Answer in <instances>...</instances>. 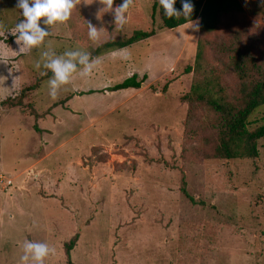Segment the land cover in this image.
Here are the masks:
<instances>
[{"label": "rangeland", "instance_id": "obj_1", "mask_svg": "<svg viewBox=\"0 0 264 264\" xmlns=\"http://www.w3.org/2000/svg\"><path fill=\"white\" fill-rule=\"evenodd\" d=\"M153 1L134 0L120 28L99 0H82L66 26L42 18L44 44L18 54L17 0H0V101L36 83L21 106L0 107V264H21L25 241L55 249L44 264H67L75 234L72 264H264V138L255 158L214 157L220 118L185 98L200 38L232 99L230 55L249 53L255 78L264 77V6L238 0L241 11L201 35L190 22L162 27ZM151 28L149 38L93 56L105 41ZM49 50L87 52L98 64L52 100L42 74ZM132 74L139 87L111 90ZM249 120L250 129L264 123V105Z\"/></svg>", "mask_w": 264, "mask_h": 264}, {"label": "trees", "instance_id": "obj_2", "mask_svg": "<svg viewBox=\"0 0 264 264\" xmlns=\"http://www.w3.org/2000/svg\"><path fill=\"white\" fill-rule=\"evenodd\" d=\"M194 10L188 20L182 15L168 18L164 15L159 0L152 3V15L157 6L161 26L168 29H175L187 22L198 20L199 31L202 34L215 32L224 15L236 13L242 10L238 0H191ZM174 8L182 12V0H176ZM155 34V29L134 30L132 34L123 40H108L99 44L93 50V56L102 53L122 49L138 41L149 38ZM229 66L238 81L237 98L232 99L210 65L204 59V43L200 38L197 42L195 59L192 66L186 67V72L193 71L196 78L192 81L189 93L185 95L187 100L203 101L220 118L216 136L214 157L218 159L255 158L258 156V140L264 138V123L254 129H250V116L256 109L264 105V77L255 78V64L249 53H234L230 55ZM52 76L51 72L46 78ZM140 80L136 74L125 78L111 87V90L137 88ZM36 83L22 88L19 95L14 98H7L0 101V107L21 106L25 92L35 89ZM65 101H61L63 103ZM40 130L39 127H35ZM77 240V234L65 244L67 264H72L70 251Z\"/></svg>", "mask_w": 264, "mask_h": 264}, {"label": "clouds", "instance_id": "obj_3", "mask_svg": "<svg viewBox=\"0 0 264 264\" xmlns=\"http://www.w3.org/2000/svg\"><path fill=\"white\" fill-rule=\"evenodd\" d=\"M81 2L82 0H17L16 7L22 10L23 19L14 29L10 30V33L16 37V43L19 45L18 54H28L44 44L49 31L40 26L42 18L43 24L47 26L64 24L71 18L72 10ZM99 2L106 11L114 12V23L122 28L127 22L125 14L133 5L134 0H123V3L115 9H113L114 0H99ZM175 2L176 0H159L164 15L168 18L182 15L188 20L194 10L191 0H182V12L174 8ZM260 3L264 6V0H260ZM189 22L190 27L199 28L198 22L190 20ZM87 26L89 39L96 41L100 35L99 30L90 23ZM0 36H5L3 25H0ZM42 58L43 68L52 73L48 82L49 95L52 100L58 98L59 91L70 84L75 76L90 78L98 64V61L90 58V53L79 50L66 51L60 56L49 50L42 53ZM122 58L129 59L130 56L126 54ZM40 66L39 63L36 65L37 68ZM54 252L55 249L50 248L46 243L25 241L21 264H44L45 259Z\"/></svg>", "mask_w": 264, "mask_h": 264}, {"label": "crops", "instance_id": "obj_4", "mask_svg": "<svg viewBox=\"0 0 264 264\" xmlns=\"http://www.w3.org/2000/svg\"><path fill=\"white\" fill-rule=\"evenodd\" d=\"M21 13H22V10L18 8V15H19V17L15 19L16 22H20L23 19V16H22ZM63 25L66 26L65 23ZM62 29H64V27Z\"/></svg>", "mask_w": 264, "mask_h": 264}]
</instances>
